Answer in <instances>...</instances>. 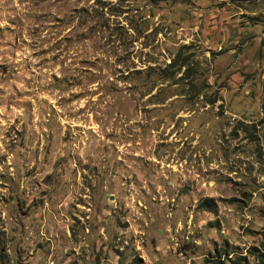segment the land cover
Wrapping results in <instances>:
<instances>
[{"label":"rangeland","instance_id":"1","mask_svg":"<svg viewBox=\"0 0 264 264\" xmlns=\"http://www.w3.org/2000/svg\"><path fill=\"white\" fill-rule=\"evenodd\" d=\"M263 89L264 0H0V264H263Z\"/></svg>","mask_w":264,"mask_h":264},{"label":"trees","instance_id":"2","mask_svg":"<svg viewBox=\"0 0 264 264\" xmlns=\"http://www.w3.org/2000/svg\"><path fill=\"white\" fill-rule=\"evenodd\" d=\"M263 94H264V89H263ZM261 109H262V112H263V114H264V99H263V102H262V104H261ZM263 121H264V115H263ZM263 200H264V195H263ZM205 206H210V202H209V199H205ZM215 253H216V255L218 256V257H220V256H222V255H226L227 256V254H228V252H227V250L226 249H217L216 251H215ZM258 255L261 257V259H260V261L264 264V253H258ZM228 258V257H227ZM228 260L230 261V262H235L236 264H242V263H239V261H232L231 259H229L228 258Z\"/></svg>","mask_w":264,"mask_h":264}]
</instances>
